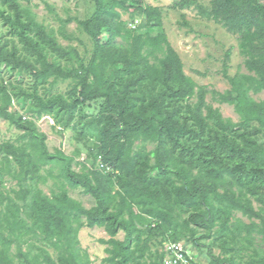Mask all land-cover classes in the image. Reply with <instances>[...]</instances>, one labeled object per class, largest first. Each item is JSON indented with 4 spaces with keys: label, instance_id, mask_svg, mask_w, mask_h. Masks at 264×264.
<instances>
[{
    "label": "trees",
    "instance_id": "1",
    "mask_svg": "<svg viewBox=\"0 0 264 264\" xmlns=\"http://www.w3.org/2000/svg\"><path fill=\"white\" fill-rule=\"evenodd\" d=\"M19 1L32 0H0V19L39 68L6 44H0V67L26 70L38 81L72 79L74 86L68 99L20 92L32 100L30 119H22L9 110L17 95L0 78V119L22 131L26 140L0 143V264H89L77 238L82 228L104 229L109 237L100 241L108 246L105 264H163L164 252L150 251L157 235L169 234L173 243L188 234L206 249L209 264H238L230 243L242 232L249 236L256 230L264 241V101L249 95L264 91V2L210 0L209 18L238 35L239 54L249 72L230 77L225 71L230 89L214 94L219 104L233 106L240 118L234 124L205 103L204 87L185 74L165 34L151 36L121 21L122 14L133 19L139 12L146 27H159L158 8L144 6L142 0H90L95 13L77 21L93 41L84 64L77 51L59 47ZM199 1L180 0L178 7L201 9ZM69 55L78 64L64 69L58 60H69ZM98 101V113L85 120L81 110ZM44 116L62 130L74 119L79 142L85 140L82 135L95 136L96 143L88 147L91 166L81 163L75 172L71 164L79 152L71 157L49 153L35 123ZM136 142L155 146L135 149ZM51 165H60L59 177L71 188H81L94 205L85 208L66 190L46 195L39 184L51 173L41 170ZM106 168L111 172L104 173ZM6 178L17 189L3 191ZM175 210L185 215L180 224L173 218ZM235 212L249 224L235 219ZM120 232L122 241L116 239ZM212 236L217 244L203 243ZM215 247L222 257L212 253ZM48 249L57 252L55 259ZM248 258L247 264H264V255L254 249Z\"/></svg>",
    "mask_w": 264,
    "mask_h": 264
},
{
    "label": "rangeland",
    "instance_id": "2",
    "mask_svg": "<svg viewBox=\"0 0 264 264\" xmlns=\"http://www.w3.org/2000/svg\"><path fill=\"white\" fill-rule=\"evenodd\" d=\"M131 0H127L130 3ZM143 5H150L158 8L160 13L161 26L152 27L144 25V15L136 12L133 19L129 18L127 13L122 14L121 21L130 29H138L139 32H148L151 36L158 33H163L172 48L179 55L183 64L185 74L190 77L197 87H204L205 103L210 105L212 109H216L224 119H230L231 122L237 124L240 122L239 115L234 111L233 106L219 104L214 99L217 98L215 93H222L230 89V85L224 73L233 77L236 74H249L244 67V57L239 54L238 35L231 33L226 26L221 22L216 23L211 20L210 0H200L201 9L195 7L180 8V0H142ZM264 2V0H261ZM20 7L33 19V21L42 26L56 44L65 49L67 53L73 50L77 51L78 56L84 64H87L91 58L93 51V41L84 33L78 25L77 21L89 19L96 11L95 4L90 0H32L28 3L19 1ZM3 8H5L3 6ZM152 25V24H151ZM33 36V35H32ZM102 41H107L106 32L101 34ZM120 40L117 39L118 43ZM0 44H6L7 48L14 46L20 57H26L29 62L34 63L36 68L39 64L35 62L34 56L30 55L23 45L19 43L18 38L10 34L7 26L3 25L0 19ZM49 53V51L47 52ZM50 55V54H49ZM55 57V55L51 54ZM59 59V63L64 69H71L72 66H77L75 58ZM1 82L7 89L17 97L13 98L10 111L16 112L22 116V119H30L27 114V109L32 106V100L19 95L22 93H36L43 99H47L54 95H62L65 99L69 98L74 86V80L55 78L53 76L45 80L38 81L34 76L24 70H12L9 66L3 65L0 67ZM250 97L259 102L264 101V91L257 94H249ZM196 101L195 97L191 100ZM101 101L92 102L81 110L80 115L85 120L95 116L99 111ZM203 115L206 110L202 109ZM36 129L38 132L45 135V145L49 153L57 154L60 151L65 156L71 157L75 152L79 155L75 156V160L71 164V169L79 172L81 163L86 167L92 165V160L88 158V147L96 143L95 136L82 135L84 142L76 140L77 123L73 119L69 122L68 128L62 130L54 122L51 116H44L40 120H35ZM22 131L16 130L8 122L0 119V143L26 141L21 138ZM154 144L135 143V149L150 151L154 148ZM58 155V154H57ZM50 172V176L46 182L39 184V188L46 194L59 193L66 190L70 198L80 202L85 208H90L94 205L91 197L84 195L81 188H71L66 180L59 177L61 173L60 165L45 166L41 173ZM111 172L109 168L104 169V173ZM3 191L10 193L12 189H17L15 182L9 181L7 178L2 181ZM117 184L114 186L116 191ZM256 206V204H255ZM235 219H239L242 223L249 224V220L241 215L240 212H235ZM173 218L176 223H181L185 215H179L175 210ZM185 233V232H184ZM202 232H198L194 239H197ZM169 234L165 238L157 235L151 240L150 251L165 252L164 259L167 258L166 249L169 244ZM79 248L81 252L87 254L89 264H105L104 259L108 257L106 248L108 246L100 243L101 240H108V236L102 228H82L77 235ZM248 238L251 245L248 244ZM117 240L122 241L124 234L118 233ZM218 243L215 236L203 241L205 244ZM181 250H183L191 264H209L210 258L206 253V249L197 247L188 239V234H181V240L176 242ZM234 251L233 255L236 263L247 264L248 256L252 250H256L260 255H264V241L261 234L253 230L249 236L242 232L236 236L234 242L230 243ZM23 249H25L23 247ZM15 251V247L12 248ZM51 257L56 258L57 252L53 249H48ZM220 248L215 247L213 254L221 256Z\"/></svg>",
    "mask_w": 264,
    "mask_h": 264
},
{
    "label": "built area",
    "instance_id": "3",
    "mask_svg": "<svg viewBox=\"0 0 264 264\" xmlns=\"http://www.w3.org/2000/svg\"><path fill=\"white\" fill-rule=\"evenodd\" d=\"M175 243L176 242L168 244L166 249L167 258H163V264H191L187 254Z\"/></svg>",
    "mask_w": 264,
    "mask_h": 264
}]
</instances>
